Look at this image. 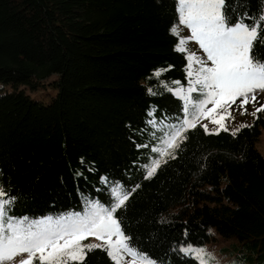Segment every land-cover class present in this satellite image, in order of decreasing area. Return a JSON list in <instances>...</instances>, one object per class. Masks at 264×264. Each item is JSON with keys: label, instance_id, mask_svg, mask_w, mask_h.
Segmentation results:
<instances>
[{"label": "trees", "instance_id": "obj_1", "mask_svg": "<svg viewBox=\"0 0 264 264\" xmlns=\"http://www.w3.org/2000/svg\"><path fill=\"white\" fill-rule=\"evenodd\" d=\"M227 4L233 23L264 14V0ZM177 6L0 0V185L16 198L9 215L83 216L91 203L110 207L116 184L139 185L116 213L132 247L163 264H201L182 244L237 235L246 247L239 264H264V155L257 147L264 117L235 135L208 134L197 123L179 148L164 143L184 119L175 88L186 90L190 79V53L177 50L181 38L171 31ZM253 55L264 61V37ZM43 88L56 93L48 100L33 93ZM191 95L195 103L200 93ZM154 159L161 165L145 179ZM82 264L115 262L97 248Z\"/></svg>", "mask_w": 264, "mask_h": 264}, {"label": "snow or ice", "instance_id": "obj_2", "mask_svg": "<svg viewBox=\"0 0 264 264\" xmlns=\"http://www.w3.org/2000/svg\"><path fill=\"white\" fill-rule=\"evenodd\" d=\"M177 4L179 23L191 30V36L187 40L199 43L206 53V60L197 59L194 54L187 57L189 87L186 90L179 87L174 91V94L184 101V119L168 133L169 139L164 143L169 148H179V138L187 139L182 133L189 127L196 126L198 115L205 114L207 104L211 103L218 109H230L237 99L242 98L243 115L247 112L243 106L255 103L256 93L264 91V61L253 55L254 45L264 37V15L251 23H246V17L242 16L233 23L227 11L230 7L227 0H177ZM171 31L175 34L176 27ZM187 40L179 41L178 51L186 52L183 45ZM208 62H211L210 66ZM193 63L200 65L195 79H191L194 75ZM156 75L159 76L160 72ZM174 83L179 84L178 81ZM149 91L151 92V89ZM193 92L200 93L195 103L191 95ZM190 107L194 111L190 112ZM261 111H264V104L251 114L256 117ZM228 117H231L230 111H226L220 119L212 121L219 125L215 132L210 131L206 124L203 125L206 133L218 134L220 130L228 131L222 122ZM249 126L241 124L232 134L235 135L242 128ZM153 151L160 157L168 155L172 159L175 158L171 152L164 149L154 148ZM160 165L161 159H154L150 165H146L145 179H150ZM138 187L139 185L136 186ZM136 188L127 190L123 185L116 184L111 191L114 202L110 207H104L98 202L91 203L83 216L74 213L54 222L51 217L29 221L27 217L17 219L10 216L9 212L16 198L10 196L0 185V264H34L37 259L39 264H82L87 252L97 248H104L115 264H120L123 252L134 257L133 264L135 259H139L140 264H156L146 254L139 253L129 246L130 238L125 235L122 221L116 216ZM88 236H94L104 243L82 244ZM113 236L116 237L115 240L112 239ZM182 251L194 252L201 264H213L214 258L204 249H192L189 246Z\"/></svg>", "mask_w": 264, "mask_h": 264}, {"label": "rangeland", "instance_id": "obj_3", "mask_svg": "<svg viewBox=\"0 0 264 264\" xmlns=\"http://www.w3.org/2000/svg\"><path fill=\"white\" fill-rule=\"evenodd\" d=\"M176 29L181 39L187 40V38L191 36V30L188 29L185 25L180 24L179 22L176 25ZM183 46L186 47V49H188L190 55L194 54L195 58L200 60H206V53L203 51V49L200 47L197 41L187 40V43ZM208 64L210 66L211 62H208ZM199 67H200L199 64L193 63L192 71L194 73V79H195V73L198 71ZM33 93L36 94L38 97H42L44 100H48L49 98H51L53 94L56 93V90L53 89L51 91H47L43 88V89H38L37 92L33 91ZM241 99L242 98L237 99L235 104L231 105L230 109L229 108L218 109L215 108L211 103L207 104V107L205 109V114H202L198 117L196 124L197 123H201L202 125L206 124L210 131H215L217 128H219V125L213 123L212 121L220 119V117L224 115L226 111H230L231 117L226 118L222 122L227 126L229 130L233 131L239 128L241 124H250L253 123L255 119H257L259 116L264 117V111L257 113L256 117H254L251 114L256 110V108L260 107L261 104H264V91H258L256 93L255 103H248L243 106L244 108L247 109V112L243 115L241 114V112L243 111V108H241ZM249 99H251V97H249ZM209 109H211L212 111L209 112L208 111ZM150 113L152 114L153 111H150ZM232 117H234V119ZM152 122H155L154 118H152ZM163 124H165V120H163ZM156 125L159 127L161 126V123H156ZM257 147L260 150V152L264 155V126H261V133L257 141ZM112 239L115 240L116 237L113 236ZM62 242L63 241H61V243ZM103 243L104 241L98 240L94 236H88L87 239L82 241V244H103ZM129 246L135 249L137 252L145 254L144 252H141L136 248L132 247L130 244ZM189 246H191L192 249L206 250V252L211 254V257L214 258L213 264H239V261L241 260L240 254L244 250H246V247L242 246L241 240L237 235H230L227 237L222 235L221 233H216L215 237L202 244H194L191 242L182 244V247L184 249L188 248ZM191 253H193L196 256L194 252ZM121 257L122 258L120 259V264H133L134 262V257H132L127 252H123L121 254ZM150 258L153 261H155L156 264H163L152 257ZM135 264H140L139 259H135Z\"/></svg>", "mask_w": 264, "mask_h": 264}, {"label": "built area", "instance_id": "obj_4", "mask_svg": "<svg viewBox=\"0 0 264 264\" xmlns=\"http://www.w3.org/2000/svg\"><path fill=\"white\" fill-rule=\"evenodd\" d=\"M155 119V118H154Z\"/></svg>", "mask_w": 264, "mask_h": 264}]
</instances>
